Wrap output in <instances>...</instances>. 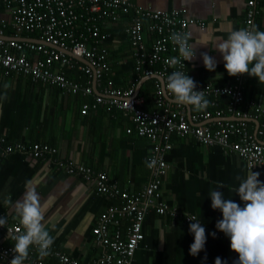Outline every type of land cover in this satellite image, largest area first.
Segmentation results:
<instances>
[{"label":"crops","instance_id":"0c3cea01","mask_svg":"<svg viewBox=\"0 0 264 264\" xmlns=\"http://www.w3.org/2000/svg\"><path fill=\"white\" fill-rule=\"evenodd\" d=\"M129 1L147 12L182 11L189 19L199 22L189 29L191 45L197 46L195 58L187 66V73L197 87L209 84L222 88L236 83V76H229L225 70L222 55L215 51V44L218 40L226 39L232 30L245 28L249 0ZM9 21V15L0 6V26ZM201 23L206 26L201 27ZM255 26L264 31V0L259 5ZM126 27V23H122L112 30L111 67L120 57L134 53L130 42L124 37ZM202 43L207 46L200 45ZM205 52L217 61L214 72L204 66L201 53ZM150 79L142 77L134 87L136 93L139 92L138 97L145 82ZM132 82L130 79L127 84L131 86ZM241 85L246 100L238 107L239 111L248 112L252 102L264 101V83H260L258 78L245 74ZM167 96L171 100L163 92V99L184 112L188 121L199 111L194 106L176 103L171 95ZM220 98L216 99L217 106L212 110H223L224 118L203 120L201 125L218 130L220 125L244 123L254 136L259 130H264L262 118H236L219 105ZM142 99L144 110L150 113L162 111L158 107L156 94H148ZM212 101L213 98H210L209 108ZM93 102L91 97L63 94L57 88L42 86L6 70L0 71V137H6L12 143L42 144L57 151L55 157L47 158L49 161L42 160V165L41 160L23 162L17 156L0 160V204L19 223L15 202L22 198L26 186L35 188L41 199L42 223L54 238L53 245L56 244L60 251L69 252L81 263L101 255V251L90 243L89 233L107 206L101 198L98 200L92 186L84 183L81 175L58 170L54 161L58 159L105 173L111 183L120 185L132 197H138L150 183L151 175L146 161L154 148L149 140L136 134L130 117L116 112L113 107H110L111 114L109 108L107 111L103 106L91 107L86 112L84 105H93ZM131 129L133 133L129 134ZM257 139L264 143V137L258 136ZM195 141L191 137L173 134L165 142L170 145L165 152L169 169L161 187L160 201L165 202L173 213L161 218L149 214L143 229L145 242L137 252L135 264H215L217 257L224 264H233L238 259V254L230 248L229 238L216 229V222L223 217L219 210L212 209L208 193L222 183L224 187L219 190L224 192V197L243 206V201L234 191L240 183L236 177L246 178L251 168L238 154L219 146H200ZM230 142L235 143L236 137H232ZM252 171L259 172V179L264 182V169ZM110 199H114L117 208L125 204L122 198ZM177 213L184 217L185 214L194 216L205 227L207 240L198 256L190 254L194 235L189 232L186 222H176ZM126 222L131 225L130 219H121L122 226H126ZM124 226L121 229L126 237L129 226ZM214 231L215 238L211 235ZM167 250L170 256L166 260ZM161 254L164 256L158 258Z\"/></svg>","mask_w":264,"mask_h":264},{"label":"built area","instance_id":"2783aa9c","mask_svg":"<svg viewBox=\"0 0 264 264\" xmlns=\"http://www.w3.org/2000/svg\"><path fill=\"white\" fill-rule=\"evenodd\" d=\"M262 0H249L245 28L256 25L258 6ZM10 21L0 26V71L6 70L18 76H25L32 82L45 87L57 88L63 94L93 98L95 105H108L123 111L134 123V130L141 138H146L154 148L147 161L155 159L157 163L149 168L150 183L138 197L111 183L109 177L102 172H95L88 167L73 165L56 159L58 170L69 174L78 173L85 183L96 186L100 193L109 198H122L125 202L121 208H111L108 214L101 217L99 226L94 228L95 246L102 249V254L86 263L53 250L41 258L37 247L29 248V255L24 264H49V259H57L60 264H134L136 253L145 239L144 223L151 212L160 216L170 215L173 211L160 201L161 187L167 175L169 165L165 152L170 148L168 142L171 135L194 138L204 147L219 146L224 150L238 154L253 170L264 169V143L257 137H264V130L257 136L252 135L244 123L220 125L218 130L212 126L201 125V121L213 118H224L223 110H199L188 121L184 112L168 104L163 99L162 82H157V104L162 111L150 113L143 109L144 100L136 96L135 88L121 92L110 83L101 89L102 80L110 72V42L112 32L117 26L126 23V34L130 36L134 52L138 58L137 71L145 78H161L166 80L173 71H182L187 75L189 61L180 56L178 47L169 39L173 32L187 34L191 45V26L199 24L189 19L182 11L147 12L137 8L129 0H0ZM132 14V17L130 16ZM134 14V16H133ZM129 17V18H128ZM144 19H152L145 24ZM205 27V23L200 24ZM10 29L14 35H6ZM157 34L153 42V51H148L145 37ZM37 35L38 38L29 35ZM25 38L23 41L17 39ZM35 39L47 42L51 47L30 41ZM70 52L77 59L60 51ZM179 62L173 65L172 60ZM83 60H86L84 62ZM161 63L163 69L155 71L153 66ZM148 64L150 69L143 70ZM79 71L85 75L86 83L75 82L67 76L68 71ZM244 75L236 76V83L228 87H214L206 84L198 86L196 91H204L206 99L213 98L210 103L216 108V99L229 97L231 103L228 112L240 119L252 117L264 120V101L252 102L248 112L238 110L245 103L246 97L241 82ZM171 95L170 93H167ZM89 104L84 105L87 112ZM252 112V115H250ZM133 133V129L128 131ZM236 142L231 143V138ZM23 154L27 161L48 160L55 157L57 151L42 144L26 145L20 142H8L0 137V160L13 154ZM49 161V160H48ZM6 217V224L0 226V264H10L13 258V236L17 230L23 231L22 225L7 212H0ZM176 214V218H182ZM186 217V216H185ZM128 218L131 225L126 237L121 229V219ZM196 218V217H195ZM197 219V218H196ZM188 224L195 221H189Z\"/></svg>","mask_w":264,"mask_h":264},{"label":"clouds","instance_id":"9594fccd","mask_svg":"<svg viewBox=\"0 0 264 264\" xmlns=\"http://www.w3.org/2000/svg\"><path fill=\"white\" fill-rule=\"evenodd\" d=\"M169 39L178 47L184 61L195 58L197 45L189 44L187 34L173 32ZM200 45L207 46L206 43ZM215 51L222 55L224 68L229 76L247 74L264 83V31H260L258 27L232 30L226 39L216 42ZM201 56L205 68L214 72L217 61L206 52L201 53ZM178 62L175 58L172 60L173 65ZM196 88L194 79L182 71L171 72L162 84V90L170 93L176 103L203 110L207 108L209 101L205 98L204 91H196ZM156 163L157 161L152 159L146 161V166L152 168ZM259 176V172H253L251 169L246 178L236 177L240 183L234 191L243 201V206L224 197V192L219 190L224 187L222 183L217 185V189L208 193L211 197L212 209L219 210L223 217L216 222V229L229 238L231 250L238 254V259L234 260L233 264H264V182ZM14 209L23 231L18 229V234L13 236L15 243L10 264H24L31 246L37 247L41 258L49 255L54 238L42 223L44 215L36 189L26 186L22 198L15 202ZM185 216L189 221H195L189 225V232L194 235L190 254L195 257L205 248L206 231L194 216L186 214ZM6 222L5 216L0 217V226L5 225ZM211 235L215 238L216 232H212ZM204 259L206 260L207 257L205 256ZM215 264H224V262L217 257Z\"/></svg>","mask_w":264,"mask_h":264},{"label":"trees","instance_id":"16d2710c","mask_svg":"<svg viewBox=\"0 0 264 264\" xmlns=\"http://www.w3.org/2000/svg\"><path fill=\"white\" fill-rule=\"evenodd\" d=\"M262 2H263V0L260 2V4H262ZM259 4V5H260ZM0 6L3 8V10H4V6H3V4L2 3H0ZM258 8H259V6H258ZM131 17H132V14L130 15ZM133 16H134V14H133ZM246 17H247V10H246V12H245V19H246ZM129 18V17H128ZM152 19H144L143 21H144V23L146 24L147 22H148V24H151V21ZM109 31H111L112 32V30H109ZM114 32V31H113ZM6 33H7V35H14V33L8 28L7 30H6ZM115 35H116V33H115ZM29 36H31V37H34V38H38V36L37 35H29ZM124 37H125V39L126 40H128L129 42H130V47H131V49L132 50H134L133 49V45H132V42H131V38H130V36L129 35H127L126 34V32L124 33ZM157 37H158V35L155 33V34H150V35H146V37H145V42H146V46H147V48H148V51H153L152 49H153V42H155V40L157 39ZM113 40V39H112ZM112 40H111V42L110 43H112ZM130 56V57H129ZM162 64L161 63H158V64H156V65H154L153 66V69L155 70V71H161L162 69H163V67L161 66ZM137 67H138V58H137V56H136V54H135V52L131 55V53H130V55L128 54L127 56H125V57H120L119 59H117V61L115 62V64L111 67V70H110V72H108V73H106L105 75H104V77H103V80H102V86H101V89H105L110 83H112V85H113V88L114 89H116V90H118V91H121V92H126V91H129L131 88H133V87H135V86H137L138 85V83L141 81V79H142V77L143 76H141V73H139L138 71H137ZM147 69H150V67H149V65L148 64H145L144 66H143V70H147ZM188 74V73H187ZM67 76L69 77V79L70 80H72V81H77V82H80V83H82V84H85L86 83V78H85V75L84 74H82V73H80L79 71H68L67 72ZM22 77H25V76H22ZM133 80V84L131 85V86H129V84H127V81L128 80ZM157 82H158V79H155V78H152V79H150V80H148V81H146L145 82V84H144V87H143V90L141 91V95H139V98H142V97H144V96H146V95H148V94H151V93H154V94H156L157 95V91H158V88H157ZM120 84H122V85H124V87L122 86V85H120ZM120 85V86H119ZM129 86V87H128ZM100 89V90H101ZM172 96V95H171ZM158 98V97H157ZM221 100H220V103H219V105H222V107L225 109V111L227 112L228 111V106L230 105V103H231V99L229 98V97H222V98H220ZM208 101H209V99H207ZM94 104L93 105H90L91 107H92V109H93V106L95 105V102H93ZM99 107V106H98ZM97 107V108H98ZM103 107L105 108V109H107V108H109V111H108V109H107V111L111 114V111H110V107L108 106V105H103ZM227 108V109H226ZM116 108L115 107H113V110H115ZM207 109H209V110H212V107L211 108H209L208 106H207ZM214 109V108H213ZM116 112H119V113H122L124 116H127L123 111H119L118 109H116ZM128 117V116H127ZM251 133H253V132H251ZM198 145H200L197 141H195ZM200 146H202V145H200ZM213 148H216V147H213ZM18 157V158H21V160H23V162H24V160L26 161V158H25V156L23 155V154H19V153H17V154H13V155H10V157ZM9 157V158H10ZM36 161H40V160H36ZM29 162V161H28ZM44 161H42L41 160V165H42V163H43ZM26 163V162H25ZM91 169V168H90ZM83 182L85 183V181L83 180ZM92 188L94 189V192L96 193V195H97V197H98V200L101 198L103 201H104V205H106L107 206V208L100 214V217H99V219H98V221H97V223L95 224V226L94 227H92V229H91V232L89 233V238H90V243L91 244H94L95 245V235H94V233H93V230H94V228L96 227H98L99 226V222H100V219H101V217H103V216H105V215H107L108 214V211L111 209V208H116L115 207V201H113L114 199H110L109 197H107V196H105V195H103L102 193H100V191L98 190V188L96 187V186H92ZM163 200V199H162ZM161 203H163L162 201H161ZM164 205H165V202L163 203ZM3 205H1L0 204V212H3V213H7V211H6V209H5V207H2ZM151 214H155V216L156 217H163V216H160V215H158V214H156V212H151ZM150 214V215H151ZM180 221H184V222H186V217H182V218H179L176 222L178 223V222H180ZM146 222V221H145ZM148 223V222H147ZM122 224V223H121ZM145 224V223H144ZM184 224V223H183ZM125 225L126 226H130V223H128V222H126L125 223ZM188 227H189V225L190 224H186ZM124 226V225H123ZM123 226H121V228L123 227ZM126 226H124V227H126ZM205 228V227H204ZM144 229V228H143ZM145 242V239L142 241V243L140 244V247H139V249L141 248V246H142V244ZM167 243L169 244V241L167 240ZM56 246V247H55ZM52 248H53V250H55V251H58V252H61L62 254H65V255H69V256H71L70 254H69V252H67V251H60V250H58V247H57V245L56 244H52V246H51ZM98 250H100L101 251V254H102V249H100V248H98V247H96ZM60 249V248H59ZM138 249V250H139ZM138 252V251H137ZM100 256V255H99ZM162 256H164L163 254H161V255H158V258H161ZM169 256H170V254H169V251L167 250V253L165 254V258H166V260L169 258ZM72 257V256H71ZM136 257H137V253H136V256H135V259H136ZM157 257V256H156ZM155 257V258H156ZM90 260H93V258L92 259H90ZM49 264H60V262H59V260H57V259H54V258H52V259H49ZM135 264V263H134ZM140 264V263H139ZM142 264V263H141ZM155 264H162V263H155ZM165 264H170V262H165Z\"/></svg>","mask_w":264,"mask_h":264},{"label":"water","instance_id":"95a60500","mask_svg":"<svg viewBox=\"0 0 264 264\" xmlns=\"http://www.w3.org/2000/svg\"><path fill=\"white\" fill-rule=\"evenodd\" d=\"M17 40H19V41H23V40H25V38H19V39H17ZM30 41L35 42V43L45 44V45L51 47V45L48 44L47 42H41V41H38V40H35V39H30ZM57 49L60 50V51H65V50H63L62 48H57ZM65 52H66V54H68L69 56H71V57L77 59L74 55L70 54V52H67V51H65ZM83 61L86 62V60H83ZM158 79L160 80V82L163 83V80H162L161 78H158ZM138 93H139V92L137 91L136 96L138 95ZM164 94H165V96H166L169 100H171V99L167 96V93L164 92Z\"/></svg>","mask_w":264,"mask_h":264}]
</instances>
